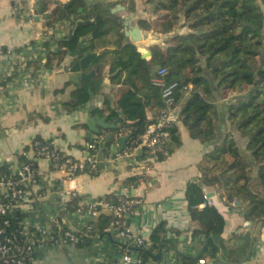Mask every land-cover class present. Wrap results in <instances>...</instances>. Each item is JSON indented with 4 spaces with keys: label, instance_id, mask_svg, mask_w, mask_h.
<instances>
[{
    "label": "crops",
    "instance_id": "crops-1",
    "mask_svg": "<svg viewBox=\"0 0 264 264\" xmlns=\"http://www.w3.org/2000/svg\"><path fill=\"white\" fill-rule=\"evenodd\" d=\"M69 1L44 0L42 14L39 19H34L31 10L27 12L24 8L32 5L33 0H25L24 3L22 0H0V159L17 163V153L28 148L36 137L51 141L55 147L75 159H82L89 154L88 145L92 140L98 135L103 136L102 144L96 148L98 163L95 175L85 171L72 179H66L51 168L45 159L35 160L40 172L35 189L41 196L36 197L32 192L30 194L32 207L37 210V216H31V222L44 224L53 217L63 216L73 226L84 224L88 220L86 210H81L83 214L72 210L59 212V204L64 202L70 191H76L84 203L97 202L98 198H102L99 212L106 214H112L109 206L117 196L136 197L141 202L125 217V225L144 239L147 249L145 264H178L182 256L197 257L206 245V240L194 233L199 223L191 218L185 196L187 185L198 181L204 194L209 195L211 205L224 218L221 233L224 246L236 247L244 242L249 246L246 258L237 264H264V218H249L251 200L242 190H226L222 176L212 174L208 166L210 162L213 165V162H206L207 156L212 157L216 147L224 142L225 135L229 133L233 136L239 155L245 164H249L246 171L252 178L251 187L254 190L258 188V165L252 163L251 152L247 148L248 136L231 123L227 112L230 102L242 99L247 94V86L237 88L241 89L240 96L234 90L225 95L219 91L213 92L210 102L215 106L216 114L212 118L213 133L208 138L192 137L187 127L179 123V143L170 153L150 154L138 148L129 158L117 156L127 144L126 141L123 149L115 150L119 145V137L128 132L117 135L112 126L102 127L96 123L94 125L99 129L98 132L89 135L86 124L92 115L105 116L106 123L114 124L108 118L109 110L104 106V99L109 98L111 106L116 108L115 101L125 87L111 82L109 68L113 55L109 52L99 64L103 79L101 86L98 89L89 86L87 91L90 89L92 96L88 92L87 102L68 109L65 104L74 102L72 92L97 73V66L91 64L93 56L86 70L94 71L90 77L81 78L79 72L64 71L63 58L68 50L74 49L64 45V41L69 39L75 23L83 18L81 12L88 11L92 3L97 1L109 3L110 14L119 18L122 25L123 20L131 19L146 34L139 19H146L150 15L144 9L147 3L144 0H83L84 7L66 13L69 5L65 8L64 4ZM116 4L122 5L124 9L112 11ZM54 8L57 11L52 15ZM44 15H48V18H44ZM53 24H57L55 30L51 29ZM89 37L80 38L84 39L85 46L74 60L89 53L97 55L102 50L111 51L117 38L113 31L108 32L96 40L97 48L91 52L84 51ZM144 42L140 45H144ZM60 50L61 53L51 65H47V60L42 62V57L50 51L58 53ZM187 96L182 94L179 98V107ZM150 99L146 107L148 119L159 110V100ZM99 149L102 150L100 160ZM204 173L217 176L219 181L202 183ZM131 177H136L135 182L130 181L133 179ZM161 222L165 227L164 241L152 246L150 234ZM121 242L109 224L100 228L85 244H64L52 250L40 251L30 264H104L119 258ZM203 258L205 262L197 264H233L210 256Z\"/></svg>",
    "mask_w": 264,
    "mask_h": 264
},
{
    "label": "trees",
    "instance_id": "trees-1",
    "mask_svg": "<svg viewBox=\"0 0 264 264\" xmlns=\"http://www.w3.org/2000/svg\"><path fill=\"white\" fill-rule=\"evenodd\" d=\"M144 2L152 3L153 12L161 15V21L155 31L158 34L172 33L162 40L165 45L161 42L149 46L151 51L149 60L142 58L131 42L124 41L122 22L110 14L109 3L97 1L92 3L88 11L81 12L83 18L75 23L69 39L64 41L68 48H74L80 38L90 36L86 40L87 46L84 51L92 52L97 48L96 40H100L108 32L113 31L117 38L111 51L102 50L94 55L91 64L97 66V73L72 92L74 102L66 103L65 106L73 109L82 105L89 98L87 88L93 86V89H98L101 86L103 79L99 64L109 52L113 55V62L109 68L111 82L120 83L125 88L115 101L116 108L111 106V100L107 97L104 99V106L109 110L108 118L115 124L112 128L114 133L118 132L119 124L124 132L129 133L128 145L130 140L137 138L147 125L155 120V115L150 119L146 116L150 98L158 99L159 108L162 107L160 87L151 82V77L160 67H168V74L165 77L167 82L179 83L175 90L176 101L183 94L181 87L187 83L192 84L189 95L180 104L179 116L180 123L187 127L194 138L206 139L213 133L212 118L216 114V108L210 102L213 91L225 95L241 86H247V94L242 99L230 102L227 112L231 123L248 130L246 134H249L247 142L251 160L258 165L256 184L259 189L254 190L251 187L252 178L246 171L249 164H245L239 155L231 134L225 135L224 142L216 147L214 153L230 152L233 160L223 165L220 171V174L226 175L227 172L231 174L223 179L225 189L244 191L251 200L248 217L264 218V12L261 7L264 6V0H144ZM79 7H84L83 0H70L65 12H76ZM56 11L57 8H54L51 14ZM139 24L145 30L152 29L146 19H139ZM184 26L188 30L181 32L180 29ZM60 53L61 50L58 53L50 51L47 54V65H51ZM59 59L60 57L57 60ZM201 60L204 62L203 66ZM186 68L189 72L187 74L184 73ZM201 78H204L203 81ZM198 82L200 83L197 84ZM177 126L169 129L167 153L179 143ZM92 152L91 149L89 153ZM217 156L213 154L211 158ZM21 158L24 160V157ZM83 172L85 171L78 174ZM95 173L90 172L91 175ZM204 175L202 183L213 184L219 181L217 176L207 173ZM131 178L133 179L130 181L135 182L136 177ZM185 196L191 218L199 223V228L194 233L200 234L206 240V245L197 257L182 256L178 264H197L198 260L205 256L233 264L243 261L249 247L247 242L236 247L224 246L221 239L224 218L213 205L206 204L199 208L205 197L198 181H192L187 185ZM97 200V207H100L102 198ZM80 201L78 195L74 196L68 202L67 210H75L77 207L85 210V204ZM113 219V213L99 212L90 234L94 236L100 228L112 225ZM164 231V223L155 226L149 237L152 246L163 243ZM89 238L78 244H85ZM136 251L145 262L147 249L137 247Z\"/></svg>",
    "mask_w": 264,
    "mask_h": 264
},
{
    "label": "built area",
    "instance_id": "built-area-1",
    "mask_svg": "<svg viewBox=\"0 0 264 264\" xmlns=\"http://www.w3.org/2000/svg\"><path fill=\"white\" fill-rule=\"evenodd\" d=\"M56 28L57 24H53L51 29ZM41 60L45 62L47 55ZM167 74L168 67H160L151 77V82L160 87L162 101V107L156 113L155 120L147 125L137 138L130 140V145L126 144L125 149L117 156L129 158L138 148L150 154H167L169 129L180 123L179 105L174 97L179 83L167 82ZM191 88V83H187L181 87V91L184 95H189ZM123 133V127L119 124L117 135ZM102 142L103 136L98 135L88 145L89 150L92 149L93 152L85 158L75 159L55 147L51 141L34 138L27 149L23 148L17 153V163L0 159V264H30L40 251L52 250L64 244H78L93 236L90 231L94 228L99 213L97 202L80 201L85 204L87 211L88 220L84 224L73 226L63 216L37 224L30 220L31 216H37L30 194L35 193L36 197L40 195L35 189L40 180V172L35 164L37 158L45 159L54 170L63 175V178L72 179L79 175L78 172L97 171L96 148ZM21 157H24V160ZM76 195V191H70L64 202L59 204V212H66L68 202ZM204 197L205 201L199 206L211 205L212 201L205 194ZM140 202L139 198L119 195L109 206L114 214L112 228L122 242L119 258L104 264H145L136 251L137 247L145 248L144 239L124 224L125 217L132 213ZM72 211L83 214L79 207ZM198 261L203 263L205 259L200 258Z\"/></svg>",
    "mask_w": 264,
    "mask_h": 264
},
{
    "label": "water",
    "instance_id": "water-1",
    "mask_svg": "<svg viewBox=\"0 0 264 264\" xmlns=\"http://www.w3.org/2000/svg\"><path fill=\"white\" fill-rule=\"evenodd\" d=\"M22 1L23 3L25 2V0ZM68 5L69 3L66 2L64 4V7L66 8ZM44 7H45L44 0H33L32 5L26 6L24 8L27 12L31 10L32 14L34 15V19H39V16L42 14ZM120 8L124 9L122 5L116 4V6L111 10L116 11L117 9ZM21 10L23 11L24 9L22 8ZM44 18H48V15H44ZM123 25H124L125 41L131 42L135 46L136 50L140 53L141 57L149 60L151 57V52L147 48V46L157 43L159 39L146 35L139 26H136L132 23L131 19L123 20ZM146 39H148V41L144 42V40ZM142 41L144 42V45H140ZM84 46H85L84 39H79L74 49L68 50L63 58L64 71L73 72V73L79 72L81 78L90 77L94 73L93 70L86 71L89 66L91 58L94 56V53H89L85 56L80 57L78 60H74V57L80 55V50ZM88 92L92 96V92L90 89L88 90ZM96 123L102 127L115 126L114 124L106 123L105 116H101V117L99 115L89 116L86 121V124L89 127V135L98 132L99 129L94 125ZM129 136H130L129 133L120 136L119 145L115 150L123 149ZM108 138L109 136L107 137V139ZM101 153L102 150L99 149L98 151L99 160L101 158ZM206 196L208 197L209 195L206 194Z\"/></svg>",
    "mask_w": 264,
    "mask_h": 264
},
{
    "label": "rangeland",
    "instance_id": "rangeland-1",
    "mask_svg": "<svg viewBox=\"0 0 264 264\" xmlns=\"http://www.w3.org/2000/svg\"><path fill=\"white\" fill-rule=\"evenodd\" d=\"M261 7H262V11L264 12V6L263 5H261ZM153 6H152V3H147V4H144V9H146L148 12H149V14L150 15H148L147 16V18H146V22L147 23H149L150 24V26H151V28L152 29H148V30H146V34L148 35V36H151V37H153V38H157V39H159V41L157 42V43H163V45H165L164 44V39H166L169 35H172V33H169V34H158V32H156L155 30L156 29H158V26H159V23H160V21H161V18H160V14L159 13H154L153 12ZM161 13V12H160ZM188 30V28L186 27V26H184V27H181V29H180V31L181 32H184V31H187ZM163 40V41H162ZM145 41H148V39L147 40H145ZM152 45V44H151ZM150 46V45H149ZM149 46H147V47H149ZM202 62H201V64H202V66L204 65V62H203V60H201ZM184 73L185 74H187V73H189L188 72V69L186 68V69H184ZM187 77H189V76H187ZM203 79L204 78H201V81H203ZM200 82H198L197 84H199ZM194 84V83H193ZM240 90L241 89H235L234 91L237 93H239L238 95L240 96V95H242L241 94V92H240ZM214 92V91H213ZM216 110V109H215ZM237 128L238 129H240L241 130V132L245 135L246 133H248V130L245 128V129H242V128H239L238 126H237ZM247 136L249 135V134H246ZM232 138H233V136H231ZM225 138V137H224ZM235 142V141H234ZM220 146V145H219ZM247 148H248V142H247ZM249 149V148H248ZM250 150V149H249ZM213 154H216V155H218L217 156V158H211L210 156H207V160H206V162H210V160L213 162V165L211 164V162H210V165L208 164V166H210V170H212L213 172H212V174H217V175H219L220 174V171H221V167L224 165H226L230 160H233V156L230 154V152H227V153H222V152H215V153H213ZM227 156H229V157H227ZM230 172H232V171H230ZM228 173V172H227ZM230 174V173H229ZM223 175V176H222ZM231 175V174H230ZM220 176H222V178L223 179H225L226 177H227V175H224V174H220ZM249 198V200H250V197H248Z\"/></svg>",
    "mask_w": 264,
    "mask_h": 264
}]
</instances>
